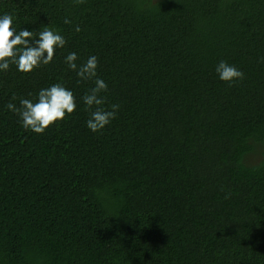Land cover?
<instances>
[{"label": "trees", "instance_id": "1", "mask_svg": "<svg viewBox=\"0 0 264 264\" xmlns=\"http://www.w3.org/2000/svg\"><path fill=\"white\" fill-rule=\"evenodd\" d=\"M4 14L66 44L0 71V264H264V0H0ZM70 53L98 58L103 107L119 105L101 132ZM220 61L244 79L221 81ZM57 83L74 113L25 130L6 105Z\"/></svg>", "mask_w": 264, "mask_h": 264}, {"label": "clouds", "instance_id": "2", "mask_svg": "<svg viewBox=\"0 0 264 264\" xmlns=\"http://www.w3.org/2000/svg\"><path fill=\"white\" fill-rule=\"evenodd\" d=\"M75 2L82 4L84 0H75ZM65 23L70 21L66 19ZM80 30L79 26L75 28L76 32ZM65 44V38L56 30L45 27L39 32L23 29L17 33L13 27V17L9 14L0 16V71H6L11 64H15L19 72L32 73L42 65L50 64L56 49L63 48ZM77 59L75 53H70L66 56L65 63L69 69L76 72L80 80L94 82L95 86L82 97V100L86 110L90 112L86 122L87 128L93 133L101 132L116 118L119 105H111V110L103 107L106 100L101 93L107 91V84L97 77L98 58L94 55L90 56L79 67L76 64ZM215 70L219 79L230 86L244 79L243 72L226 61H220ZM12 99L15 100L16 97ZM6 107L18 114L25 130L43 134L74 113L76 99L70 90L57 83L41 89L37 102L21 99L19 108L13 103H8Z\"/></svg>", "mask_w": 264, "mask_h": 264}]
</instances>
